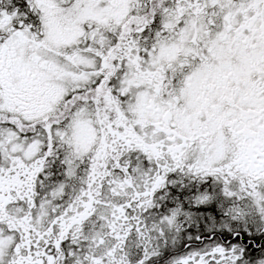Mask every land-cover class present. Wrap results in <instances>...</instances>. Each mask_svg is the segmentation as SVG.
Returning <instances> with one entry per match:
<instances>
[{
  "label": "snow or ice",
  "instance_id": "snow-or-ice-1",
  "mask_svg": "<svg viewBox=\"0 0 264 264\" xmlns=\"http://www.w3.org/2000/svg\"><path fill=\"white\" fill-rule=\"evenodd\" d=\"M0 264H264V0H0Z\"/></svg>",
  "mask_w": 264,
  "mask_h": 264
}]
</instances>
